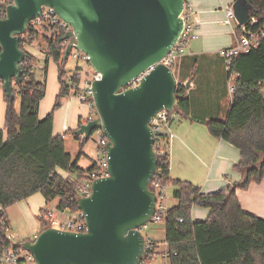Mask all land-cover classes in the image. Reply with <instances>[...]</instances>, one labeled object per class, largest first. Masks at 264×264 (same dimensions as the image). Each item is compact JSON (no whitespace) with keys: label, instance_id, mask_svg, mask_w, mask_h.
I'll use <instances>...</instances> for the list:
<instances>
[{"label":"water","instance_id":"95a60500","mask_svg":"<svg viewBox=\"0 0 264 264\" xmlns=\"http://www.w3.org/2000/svg\"><path fill=\"white\" fill-rule=\"evenodd\" d=\"M42 6L71 26L63 61L75 48L100 75L91 83L97 117L75 133L88 140L102 130L108 175L94 179L91 194L76 200L84 232L47 227L21 246L33 255L30 264H140L144 239L138 227L154 215L156 201L149 188L157 168L149 120L162 109L175 111L178 81L160 61L182 29L183 0H13L0 17V84L11 100L12 81L19 83L23 73L19 35ZM232 9L238 25L248 22L244 0H234Z\"/></svg>","mask_w":264,"mask_h":264},{"label":"trees","instance_id":"16d2710c","mask_svg":"<svg viewBox=\"0 0 264 264\" xmlns=\"http://www.w3.org/2000/svg\"><path fill=\"white\" fill-rule=\"evenodd\" d=\"M250 6V17L256 23L245 24L247 30L258 31L264 23V0H244ZM0 17H4L3 11ZM28 44L39 43L40 50L57 69L59 90L52 109L39 116V105L46 90L45 80H37L34 74L36 56L24 46L20 82L13 79V99L3 91L5 102L4 124L0 127V221H7L6 208L41 193L46 201L58 198L57 209L77 211L76 186L93 168L90 164H78L82 149L88 140L76 135L82 119L75 129L63 134L53 133L54 112L62 100L77 94L75 87L86 74L76 68L67 76L63 61V29L41 25L28 28ZM241 26L236 28V37L242 35ZM178 87L174 113L182 118L190 116V98L184 81L192 76L191 69L178 72ZM227 81L234 75V90L226 116L202 120L209 134L222 139L240 151L233 168L243 174V179L232 186L212 194H204L200 186L187 180L169 176L168 140L158 152L157 168L152 180L161 185L172 186V196L177 201L167 209L162 222L168 264H264V219L242 209L236 196V188H245L251 182L264 179V36L248 52L231 62L226 70ZM19 95V109L15 96ZM172 119V118H171ZM194 120V118H191ZM88 120V119H87ZM68 135L80 142V152L72 158L65 149L64 138ZM65 172L68 176H63ZM193 206L209 210L206 219L192 220ZM47 210L41 208L37 218L38 234L47 228ZM179 218L182 221H179ZM8 222V221H7ZM0 223V236L3 235ZM24 241V240H23ZM8 241L5 242L7 244Z\"/></svg>","mask_w":264,"mask_h":264},{"label":"crops","instance_id":"0c3cea01","mask_svg":"<svg viewBox=\"0 0 264 264\" xmlns=\"http://www.w3.org/2000/svg\"><path fill=\"white\" fill-rule=\"evenodd\" d=\"M233 2L232 0H191L193 20L198 25L199 37L189 43L186 54L180 58L174 68L178 72L180 67L183 70L191 69L193 75L186 76L184 81V83L187 80L190 81L189 87L186 88L190 98V116L182 118L176 115L170 122L172 137L168 141L169 176L172 179L187 180L200 186L204 194L215 193L243 179V174L233 168L239 160L240 151L230 143L212 137L202 123V120L209 118L223 119L230 106L232 93L228 90L226 69L220 50L231 46L236 41L234 30L238 25L224 24L225 14L222 10ZM27 50L36 58L42 57L46 61V56L39 47L36 48L31 44L27 46ZM175 77L179 81L178 76ZM35 78L41 81L44 76L40 78L35 76ZM45 78V95L39 105L40 109L42 108V111L39 110L41 117L52 109L59 90L57 69L49 59ZM64 99L66 101L62 102L54 112L53 133L55 135L63 134L69 128H77L79 118L84 123L89 117L88 104L80 102L73 96ZM0 101L3 114V121L0 122L2 127L5 113L3 94H0ZM15 107L18 110L19 103ZM39 194L35 193L26 199ZM236 196L243 210L264 219V179L258 183L251 182L245 188H236ZM24 200L15 204L22 203ZM38 202L35 200L34 206L42 208ZM174 204L173 202L172 206ZM208 214L209 210L204 207L193 206L191 209L192 220L206 219ZM8 224L10 227L9 221ZM153 239L157 244L156 252H158L159 245L164 244V232L161 241ZM163 246L164 254H166V246Z\"/></svg>","mask_w":264,"mask_h":264},{"label":"built area","instance_id":"2783aa9c","mask_svg":"<svg viewBox=\"0 0 264 264\" xmlns=\"http://www.w3.org/2000/svg\"><path fill=\"white\" fill-rule=\"evenodd\" d=\"M13 0H0V12L3 11L5 14V8L7 5L12 4ZM225 18L224 24L232 26V19L236 22V18L234 16V11L232 9V5L223 8ZM180 17L183 21L182 29L174 42V44L170 47L169 51L166 55L161 59L160 62L168 66L172 72L177 65L180 58H182L186 54V49L189 43L192 40H195L199 37V33L197 31V23L193 20V8L191 0H183V7L180 13ZM238 23V22H237ZM250 25L256 23V19L254 17H250L248 22ZM54 26L60 29H63L65 32L71 30V26L62 20L54 11L53 8L48 6L41 7V13L38 17L31 20L28 24L26 31L19 35L20 46H24L27 49L29 35L27 33L28 28L35 27L38 28L41 25ZM246 24V23H245ZM245 24L239 25L241 26V31L243 32L240 37H236V41L231 46L225 47L220 50V54L223 58L224 66L226 70H229L231 62L234 58L239 56L242 53L248 52L251 48H254L259 43L261 37L264 36V23L262 27L258 31L247 30ZM236 34V30H234ZM68 40L65 39L63 46L64 50L66 47ZM63 50V53H64ZM72 56L73 58H81L86 62L89 61V56L82 53L81 51L72 48L68 57ZM68 59V58H67ZM82 70V69H81ZM84 73V71L82 70ZM85 74V73H84ZM144 75H140L137 79L133 80L129 86H135L140 78ZM100 75L97 72L91 70L89 76L86 75L82 81L75 87L77 94H71L77 98L80 102L86 103L90 106L89 119H93L97 117V112L93 105V97H92V89L91 83L94 79H99ZM234 75H231L228 78V90L230 93L234 90L233 85ZM176 116L173 112H169L166 109H162L155 113L149 120V126L153 133V149L156 154L162 152L164 141L167 139L168 141L172 137V133L170 131V122L171 118ZM96 134V148H97V156L93 160V168L87 174L85 178H83L82 182L76 186V200L77 198L88 197L91 194V184L92 181L96 178L106 177L108 175L107 171V157H106V149L105 144L108 141L107 137L103 134L101 129H96L91 132V134ZM90 134V135H91ZM155 175V174H154ZM68 176L66 173L65 177ZM154 177V176H153ZM166 185H161L158 180H152L149 183V188L155 194V212L150 220L145 222L143 225L138 227V230L142 233L144 239V251L143 258L140 264H151L154 254L156 252V242L153 238L148 237L143 234V230L148 228V223L153 221L155 223L163 222L164 217L166 215V211L169 207H167L165 203V195L164 189ZM57 208V207H56ZM58 210V213L65 216L64 219H58L53 216L51 211L47 210V227L56 228L59 230L71 231L75 233L84 232L86 230V222L85 215L81 210L70 212L66 209ZM69 212L66 215V212ZM179 221H182L179 218ZM3 235L0 236V264H30L34 261L33 255L24 249L21 246L23 240L19 241L16 239V236L11 233L8 222L1 220ZM36 236V235H35ZM8 241L7 244L5 242ZM25 241V240H24ZM164 245L166 246L165 242Z\"/></svg>","mask_w":264,"mask_h":264},{"label":"rangeland","instance_id":"374dc122","mask_svg":"<svg viewBox=\"0 0 264 264\" xmlns=\"http://www.w3.org/2000/svg\"><path fill=\"white\" fill-rule=\"evenodd\" d=\"M233 2V0H232ZM219 3V2H218ZM224 8V7H223ZM223 10V9H222ZM233 26L238 25V23L232 19ZM34 47H39L38 42L33 43ZM225 67V66H224ZM51 68V67H50ZM80 68L84 71L86 75L89 76L91 72V67L89 66V62H86L79 56V58H73L72 56H69L66 64H65V70L67 73V76L71 75V73L76 69ZM34 73L37 77H43V80H45L46 84V78H45V72L47 70V63L42 57H38L34 63ZM175 76L178 75V71L174 70ZM186 83V82H185ZM184 83V84H185ZM0 94H3L2 86L0 85ZM262 94L264 96V88L262 90ZM66 99H63L62 102H65ZM1 102V101H0ZM15 106L19 103V95L16 94L15 96ZM39 110L42 111V108ZM3 114L1 112L0 108V122L3 121ZM96 134H91L88 141L84 145L82 149V155L80 159L78 160V164L80 166L87 167L90 164V158L95 159L97 156V148H96ZM64 145L65 149L68 153L71 154L72 158H76L78 153L80 152V142L76 140L73 135H68L64 138ZM89 157V158H88ZM63 175H66L65 172H61ZM83 180L81 179L80 182ZM79 182V184H80ZM164 195H165V203L167 207L172 206L173 202L176 204L177 201L172 196V186L166 185L164 189ZM44 198V197H43ZM42 198V194L34 195L30 199H25L22 201V203L13 204L6 208V214L8 221L10 223V232L13 233L16 236V239L21 240H33L35 238V235L38 234L40 225H42L37 215L41 208H36L34 206L33 202L35 200L39 201L38 203L41 205L43 209H46L48 211H51L53 213V216L58 219H64L65 216L58 213V210L56 208V204L58 202V198L53 199L51 201H44ZM174 204V205H175ZM69 212H66V215H68ZM143 234L147 235L148 237L155 238L159 241L163 239V225L162 222L155 223L153 221H150L148 223V228L143 230ZM164 244L159 245V251L155 252L152 263L151 264H168V257L166 254H164Z\"/></svg>","mask_w":264,"mask_h":264}]
</instances>
